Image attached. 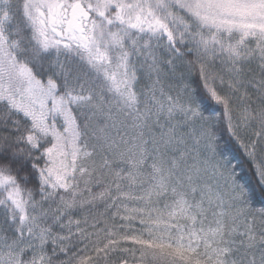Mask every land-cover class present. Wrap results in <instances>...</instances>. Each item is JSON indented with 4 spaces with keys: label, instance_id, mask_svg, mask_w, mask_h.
Here are the masks:
<instances>
[{
    "label": "snow or ice",
    "instance_id": "6c2138e0",
    "mask_svg": "<svg viewBox=\"0 0 264 264\" xmlns=\"http://www.w3.org/2000/svg\"><path fill=\"white\" fill-rule=\"evenodd\" d=\"M0 264H264V0H0Z\"/></svg>",
    "mask_w": 264,
    "mask_h": 264
}]
</instances>
